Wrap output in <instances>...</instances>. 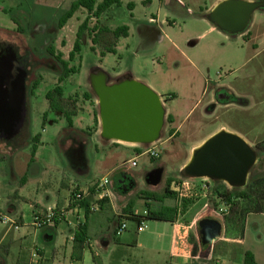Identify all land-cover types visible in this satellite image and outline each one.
Wrapping results in <instances>:
<instances>
[{
    "label": "rangeland",
    "instance_id": "rangeland-1",
    "mask_svg": "<svg viewBox=\"0 0 264 264\" xmlns=\"http://www.w3.org/2000/svg\"><path fill=\"white\" fill-rule=\"evenodd\" d=\"M75 1L0 0V47L9 48L8 54L14 55L25 70L28 98L27 119L20 134L10 141L0 139V191L6 188L14 191L20 186V174L13 169V162L16 163L13 152L20 147L24 155L19 159L25 161V156L32 154L37 146L39 164L47 167L53 178L58 176L57 169L71 173L86 169V146L68 147L64 152V141H58V136L71 130L87 135L95 131L99 107L89 85L93 70L101 69L111 79L129 73L159 94L164 102L165 126L161 140L156 143L159 158L142 155L138 157L137 167L131 168L126 164L152 146H141L132 156L129 148L134 147L106 145L99 136L92 141L88 158L93 165L89 181L99 182L108 172L106 168L117 167L123 175L111 174L115 189L124 193L134 185L130 200L140 211L145 209L141 198L164 195L168 180L176 184L188 182L190 189L182 188L187 196L180 198L179 203L182 207L184 200L189 202L185 210L182 207L189 213L186 218L185 212L182 213L181 234L189 247L186 253L192 254L191 264H244L246 252L254 255L256 264H264V211L241 215L240 229L244 224V231L228 227L225 216L233 209L232 218L236 217V213L248 207L245 201L234 200L228 205L220 198L224 189L232 191L227 185L209 181L211 192L206 193L201 180H188L182 174L193 151L225 130L243 138L258 155L247 185L236 193L246 190L255 180L264 179L261 148L264 144V21H259L264 11L255 13V22L247 30L251 36H229L208 20L206 23L197 18L199 15L204 18L201 13L214 0H178L181 6L166 5L163 0H120L121 6L111 7L101 16L102 21L82 9L60 28V19ZM102 2L97 0V5ZM187 10L195 16H189ZM86 20L88 29L81 40V51L70 60L79 28ZM210 26L214 31L209 32ZM119 27L128 28V37L114 38L112 32ZM113 48L115 53H109ZM53 55L62 56L68 69L74 70L60 84L63 96L56 99L62 112L51 110L46 97L59 86L63 73L62 65ZM23 58L32 66L30 76ZM114 82L111 80V84ZM219 88L229 89L236 101L229 103L232 99H224L214 104V92ZM168 116L172 123L167 122ZM29 130L43 137L42 144L29 136ZM173 133L175 136L170 138ZM156 171H161V178L153 185L148 178ZM127 202L117 201V206ZM202 218L213 219L222 226L220 240L212 245L204 246L200 241L198 222ZM125 222L127 226H136L128 219ZM146 226L147 248L128 250L127 260L122 264H161L160 257L164 254L159 255L162 244L158 232L149 220L144 222ZM4 228L0 223V231ZM195 245L197 253L193 254ZM15 251L18 256L19 246ZM17 256L11 258V263L16 264Z\"/></svg>",
    "mask_w": 264,
    "mask_h": 264
},
{
    "label": "crops",
    "instance_id": "crops-1",
    "mask_svg": "<svg viewBox=\"0 0 264 264\" xmlns=\"http://www.w3.org/2000/svg\"><path fill=\"white\" fill-rule=\"evenodd\" d=\"M163 1L166 5L177 3L181 6L178 0ZM222 1L214 0L211 7L206 9L204 13H201L204 18L202 15L197 16V18L203 19L208 23L210 10H213ZM187 13L189 16H195L190 10H187ZM252 20V22H255V14ZM99 21H102V17ZM153 21L155 19H152ZM259 21H264L263 14L259 16ZM210 31H214L213 26H210ZM244 35L251 36V33L246 31ZM113 50L115 51V48ZM125 75L131 74H118L114 79H110L115 81ZM95 127V131L91 133L92 135H87L83 131L75 132L71 130L58 136V141H61V143L64 141V152L67 151L68 147L72 149L73 146L75 149H80V146L83 148L86 146L84 150L86 151L88 167L84 170H74L72 173L57 169L55 171V174L58 175L56 178L51 177L47 167L39 164L37 146H35L34 158L30 154L25 156V161L21 158L19 159V157L24 155L22 147L14 150L13 157H15L16 163L13 162V169L14 171L17 170L20 174L18 179L20 186L14 191H9L7 188L2 189L0 191V202L2 213L15 221L18 228L15 229L10 224L7 225L0 222L1 226L5 227L4 231H0V263L13 264L10 260L17 256L15 247L19 246L16 264H122L127 260L126 254L128 250L146 249V243L149 241V237L144 236L148 230L147 226L143 228L142 232H138L139 225L135 217H141L146 211L160 212L165 208H172L176 210L174 222L149 220L153 225L154 231L158 232L160 244H162L160 245L159 255L163 253L164 257H160V263L168 264V259H170V264H191L193 257L190 252L186 253L188 247L187 240L181 234L182 229H184L181 222L183 219L182 213L185 212L179 203L181 196L175 193L174 197L156 201L150 199L152 198L151 195L154 194L145 195V197L141 198L145 209L140 211L135 205L133 206L134 203L130 200L134 192L133 190L129 193H121V189H115V184L110 179V176L112 177L113 174H116V177L123 175L121 171L116 170L117 167L106 168L108 172L102 179L108 178L111 182V185L108 187L111 195L110 200H106L102 204L101 210L98 213L88 217L85 227V237L79 240L82 243L77 242L75 239L72 240L71 234L73 229L64 223L55 228H45L43 230H37L33 227V218L37 214L44 213L48 209L67 208L75 189L84 190L96 183L89 181L88 175H90L91 166L93 165H91V161L88 158H90L92 141L101 134L99 119L95 123ZM175 133L170 138L174 137ZM28 134L35 137V140L40 142L39 145L42 144L43 137L41 135H35L31 130H29ZM106 143V145H118L117 147L119 148L127 145L115 144V142ZM128 146L134 147L129 148L131 149L132 156L141 149V146L137 145ZM97 167H101V164H97ZM124 192H127V190L125 189ZM159 197H163V195ZM95 200V195H92L89 199L90 202H95ZM126 200L128 201L127 203L121 204L120 207L117 206V201L122 203V201L126 202ZM152 203L154 207H152ZM188 213V211L184 213L185 218ZM127 219L133 221L136 226L128 224L126 232L121 237H117L116 232L118 227L126 223ZM145 221H148V219L145 218L142 222ZM35 255L38 257H34Z\"/></svg>",
    "mask_w": 264,
    "mask_h": 264
},
{
    "label": "water",
    "instance_id": "water-1",
    "mask_svg": "<svg viewBox=\"0 0 264 264\" xmlns=\"http://www.w3.org/2000/svg\"><path fill=\"white\" fill-rule=\"evenodd\" d=\"M258 11H264V0H223L210 12L208 21L223 33L238 36L248 30ZM89 85L98 100L103 141L151 146L161 140L166 110L159 94L131 75L111 84L110 76L101 69L90 73ZM27 102L25 70L7 53L0 58V139L10 141L20 134L27 119ZM257 161L256 151L243 138L222 130L193 151L182 174L188 180L208 179L243 189ZM160 176L161 171H156L148 182L155 185ZM215 229L216 238L221 225L216 223Z\"/></svg>",
    "mask_w": 264,
    "mask_h": 264
},
{
    "label": "trees",
    "instance_id": "trees-1",
    "mask_svg": "<svg viewBox=\"0 0 264 264\" xmlns=\"http://www.w3.org/2000/svg\"><path fill=\"white\" fill-rule=\"evenodd\" d=\"M114 6L120 7L121 1L120 0H103L101 4L97 5V0H77L71 5L70 9L62 16V18L59 21V27L63 28L64 25L68 22V20H70L77 12H79L82 9L86 10L89 14H92L95 19L99 20L105 12H107L111 7H114ZM87 29H88V21L86 20L79 28V31L77 34V41L75 43L73 52L69 56L70 60L74 59L75 54L80 53L81 40L83 38L84 33L87 31ZM103 31L109 32L108 29H104ZM112 34L116 40H118L121 37L126 38L128 37V28L119 27L116 30H114ZM109 53H115V51L112 49L109 51ZM54 57L62 65L63 73L59 78V86H57L53 92H49L46 97H47V100L50 101L51 110L55 112H62V110L59 108L57 104L56 98H61L63 96V88L60 86V84H62L64 82V79L67 78L70 73H73L74 70L68 69L67 64L65 63V61L62 60V56L59 55V56H54ZM37 86L38 84L36 83L34 85V89H36ZM68 121H69V125L71 126L72 122L69 117H68ZM167 122L172 123V119L170 116H168ZM261 148L264 151V144L261 146ZM35 151H36V147L33 148L32 158H34ZM171 183H172V180L167 181V186L165 188V193L163 197L151 195L152 198L150 199L159 201V199L174 197L175 193H173L170 190ZM214 183L217 185L224 184L221 182H214ZM263 184H264V179L255 180L253 184L248 185L246 190H244L243 192H239V193H236L238 189L232 190L229 192V190H226L223 188L224 191L220 193L221 195L220 198L222 201L226 202V204L229 205L233 203L234 200H243L245 201L246 205H248V207H246L245 209H242V211L239 214L236 213L235 214L236 217H233V218H232L233 209H231L230 215L225 216V221L228 227L235 226L237 229H240L241 215L242 217H245L246 214L248 213H256V214L263 213L264 211V189H262ZM133 189H134V185H132L131 188L128 187V189H126L127 192H124V193H129ZM188 203H189L188 200L183 201V205H182V207L184 208L183 210H185L188 207ZM250 211H253V212H250ZM147 212H148L147 219L151 221L174 222V217L176 215V210L172 208H165L161 210L160 212H152V211H147ZM141 219H142L141 217H135V220L137 223H139ZM242 226L244 227V224ZM85 227L86 225L83 226L80 232L76 234L75 240H77V242L81 238L85 237ZM243 227L240 230L244 231ZM79 243H82V242L79 241ZM197 248L198 247L195 245L193 249V254L197 253ZM244 264H256L255 257L251 252L245 253Z\"/></svg>",
    "mask_w": 264,
    "mask_h": 264
},
{
    "label": "built area",
    "instance_id": "built-area-1",
    "mask_svg": "<svg viewBox=\"0 0 264 264\" xmlns=\"http://www.w3.org/2000/svg\"><path fill=\"white\" fill-rule=\"evenodd\" d=\"M152 147L147 150L145 153L137 156L135 159L131 160L126 165H130L131 168L137 167L138 157L142 155H148L151 159L159 158V153L157 151L156 144L151 145ZM124 167V166H123ZM203 182L202 189L204 192H211V188L209 187L208 179H198ZM111 185V182L108 178H104L99 182L94 183L90 188L87 189H75L71 202L69 206L65 209H48L44 213L37 214L33 218V227L37 230H43L45 228H55L62 223L66 224L68 227L73 229L71 238L75 239L77 233L86 225L88 217L95 215L101 210L102 204L105 203L106 200H110V193L108 187ZM190 184L188 182H184L183 184H176L175 182L171 183L170 190L177 195H180L181 198H186L187 194H184L182 190L185 188L189 190ZM183 188V189H182ZM92 195H95V202H90L89 199ZM86 204V205H85ZM140 217V216H139ZM148 217V212H144L141 216V220L138 223V232H142L144 228L143 219ZM0 222L4 224H10L14 226L15 229L18 228L15 221L11 220L7 216L2 213L1 210V202H0ZM127 230V224H121L116 232L117 237H121ZM34 257H38L35 255Z\"/></svg>",
    "mask_w": 264,
    "mask_h": 264
},
{
    "label": "flooded vegetation",
    "instance_id": "flooded-vegetation-1",
    "mask_svg": "<svg viewBox=\"0 0 264 264\" xmlns=\"http://www.w3.org/2000/svg\"><path fill=\"white\" fill-rule=\"evenodd\" d=\"M8 49L9 48H7L6 46L0 47V58L7 55V53L9 52ZM23 59L25 60V58H23ZM25 65L27 67L28 75H29L32 66L29 64V62L27 60H25ZM224 99H230V100L232 99L229 103H231V102L234 103L236 101L235 97L233 96L232 92L229 89H227V88L217 89L214 92V104H220L222 102V100H224ZM232 190H236V189H232ZM216 223L219 224V222H217L213 219H208V218H202L198 222V234H199L200 241L202 242V244L204 246L212 245L216 241L220 240V238H221L220 236L222 234V226H221L220 235L217 236L216 238L213 237L214 233L217 232V230L215 229ZM219 225H221V224H219Z\"/></svg>",
    "mask_w": 264,
    "mask_h": 264
}]
</instances>
